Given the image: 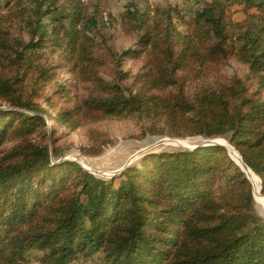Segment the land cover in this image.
<instances>
[{"label":"trees","instance_id":"1","mask_svg":"<svg viewBox=\"0 0 264 264\" xmlns=\"http://www.w3.org/2000/svg\"><path fill=\"white\" fill-rule=\"evenodd\" d=\"M148 3L127 5L135 42L115 54L143 68L112 82L97 8L33 0L29 16L10 12L26 37L0 38V264H264L252 185L223 146L150 153L110 180L57 162L54 127L88 129L97 155L111 140L93 126L138 118L152 135L229 139L264 195V0H207L189 19ZM230 60L243 77L187 95L186 77ZM80 85L95 94L81 98Z\"/></svg>","mask_w":264,"mask_h":264},{"label":"rangeland","instance_id":"2","mask_svg":"<svg viewBox=\"0 0 264 264\" xmlns=\"http://www.w3.org/2000/svg\"><path fill=\"white\" fill-rule=\"evenodd\" d=\"M7 1L10 2L9 8H6ZM83 1L89 7L90 12H94L97 8L101 14L100 29L102 34L101 37L97 36L96 39L100 47L99 53L106 59V65L102 69L103 78L110 82L116 80L115 78L118 70L128 72L132 75L140 72L144 65L143 60L123 61L122 66L118 67L115 62V54L121 52L125 48L134 46L135 37L132 33L125 30L124 25L121 24V19L126 11L127 5L131 1L141 3L143 0ZM205 1L207 0H148V4L162 7L170 5L178 7L189 19L195 10L203 6ZM32 8L33 0H0V38L9 43H12L15 39L25 38L26 31L23 21H10V19H13L11 16L13 13L10 14V12H24L29 16L32 12ZM237 10L235 19L241 21L244 18V14L240 8ZM179 28L184 31L186 27L179 24ZM244 73L245 68L243 66L235 60H230L226 66L210 69L199 78L195 76L186 77L185 92L188 96H193L196 92L204 88L215 87L218 83L228 82L234 77H243ZM68 79L69 76L62 72L59 74L56 82L64 83ZM78 94L81 98H87L92 94L94 95L95 90L91 86L80 85ZM47 126L52 128L55 124L47 120ZM93 128H96L98 132L107 134L111 140L109 144L103 146L101 153L97 155L93 154L96 145L92 144L88 136V129L82 128L76 132H70L65 128L54 127L55 138L58 139L57 148L61 152V157L57 162H76L82 167L84 166L91 170L94 175L104 180H110L121 176L129 167L139 164L141 159L147 154L183 149L187 150L184 146L199 147L203 146L206 140H214L204 139L202 137L172 138L168 136L152 135L146 131L148 128L146 121L138 118H129L123 121H106L96 124ZM216 139H219L221 143H225L229 140L227 138ZM228 155L230 156L229 151ZM231 155L232 158L240 164L239 155L233 151H231ZM53 160L55 161L54 158ZM253 175L259 183V195H257L253 189L255 202L254 211L256 215L264 220V202L261 201L264 195L260 192V179L254 173ZM74 264H99V255L89 259H80Z\"/></svg>","mask_w":264,"mask_h":264},{"label":"water","instance_id":"3","mask_svg":"<svg viewBox=\"0 0 264 264\" xmlns=\"http://www.w3.org/2000/svg\"><path fill=\"white\" fill-rule=\"evenodd\" d=\"M205 143L203 144V145H220V146H223V147H225L228 151H229V153H230V156H231V158H232V155H231V151H233L234 153H237L238 155H239V158H240V164L238 163V162H236L235 160H234V158H232V160L236 163V165H238V167L242 170V172L246 175V178L249 180V182L251 183V181H250V179H249V177H248V175H247V172H246V170H251L244 162H243V160H242V157L240 156V154L230 145V141L229 140H227L225 143H221L220 141H219V139H214V140H206V141H204ZM187 150H194V149H196L197 148V146H184ZM83 168L86 170V171H88V172H90V173H92V174H94L91 170H89V169H87L86 167H84L83 166ZM251 185H252V183H251ZM252 189H253V187H252ZM254 192V191H253ZM260 192H262V189H261V181H260ZM254 194V193H253Z\"/></svg>","mask_w":264,"mask_h":264},{"label":"bare ground","instance_id":"4","mask_svg":"<svg viewBox=\"0 0 264 264\" xmlns=\"http://www.w3.org/2000/svg\"><path fill=\"white\" fill-rule=\"evenodd\" d=\"M246 172H248V175H249V178H250L251 183H252V185H253V189H254L255 193H256L257 195H259V194H258V193H259V183H258V180L256 179V177H255L252 173H250V172H251L250 170H246ZM258 200H259V199H258ZM260 200H261V199H260ZM261 201L264 202V198H262Z\"/></svg>","mask_w":264,"mask_h":264}]
</instances>
